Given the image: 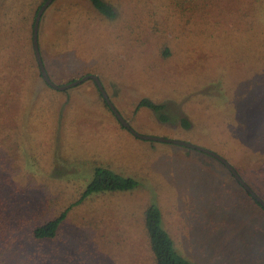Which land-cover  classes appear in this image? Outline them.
Returning a JSON list of instances; mask_svg holds the SVG:
<instances>
[{
  "label": "rangeland",
  "instance_id": "374dc122",
  "mask_svg": "<svg viewBox=\"0 0 264 264\" xmlns=\"http://www.w3.org/2000/svg\"><path fill=\"white\" fill-rule=\"evenodd\" d=\"M45 1L0 0V52L5 24L16 41L28 38L20 23H8L10 8L31 17ZM103 1L114 19L89 0H54L45 9L38 48L50 80L62 86L97 76L134 132L215 153L264 202V7L246 33L245 26L229 24L223 32L185 18L170 0ZM42 80L26 94L12 151L14 198L32 209L30 219L24 208L18 215L31 226L56 218L79 199L97 166L139 183L132 192L73 207L42 261L51 253L55 264H155L143 221L154 204L192 263L264 264V212L221 162L136 138L118 124L93 80L65 91ZM143 99L162 106L165 121L137 109Z\"/></svg>",
  "mask_w": 264,
  "mask_h": 264
},
{
  "label": "trees",
  "instance_id": "16d2710c",
  "mask_svg": "<svg viewBox=\"0 0 264 264\" xmlns=\"http://www.w3.org/2000/svg\"><path fill=\"white\" fill-rule=\"evenodd\" d=\"M89 1L102 17L115 18L112 7L103 0ZM170 2L181 15L186 16L185 18L189 17L200 24L205 23L206 26L211 25L214 29L224 26L223 32H227L229 24L235 28L245 26L246 33L252 32L257 21L258 6L264 7V0H170ZM38 9L31 17L22 9L16 11L13 6L9 10L8 23H20L21 30H25V35H28L27 41L25 38L24 41H20L21 36L18 37L20 40L16 41L17 37L11 34V30L8 31L6 24L4 25L6 30L2 33L4 38L0 52V264H55V260L50 258L51 253L47 261H42L48 254L44 247L47 248L50 243L59 240L61 225L73 207L93 197L132 192L139 186L135 179L97 166L79 199L56 218L46 219L38 225L31 226L29 213H32V209L30 208L28 213L26 206H18L19 201L14 198L18 195L14 196L16 193L11 182L14 178L12 177L14 168L10 166L14 160L12 151L17 147V136L21 132V124L18 122L21 121L20 115L26 94L32 90V85L36 84L38 79L42 80L30 46L31 37L28 30V28L32 30ZM189 12L190 14H187ZM42 60L45 66L44 59ZM43 84L49 87L44 81ZM141 108L150 109L158 115L163 110L162 106L147 99L137 104V109ZM159 119L161 122L165 121L160 115ZM118 124L120 125L119 122ZM183 128L187 126L184 124ZM246 194L249 200L264 212L262 206L248 193ZM21 208H24L22 212L29 219L23 214L18 215ZM143 221L149 250L155 264H194L176 249L173 239L163 227V216L158 206L148 204L143 211ZM23 225L26 229L20 232Z\"/></svg>",
  "mask_w": 264,
  "mask_h": 264
},
{
  "label": "water",
  "instance_id": "95a60500",
  "mask_svg": "<svg viewBox=\"0 0 264 264\" xmlns=\"http://www.w3.org/2000/svg\"><path fill=\"white\" fill-rule=\"evenodd\" d=\"M54 0H46L42 6L39 8V10L36 13L35 16V20H34V24H33V34H32V44H33V51L35 54V59L40 71V75L43 79V81L52 89L57 90V91H65L67 89L76 87L78 85H80L81 83L88 81V80H93L102 96V98L104 99L105 103L108 105V107L110 108V110L113 112L114 116L116 117V119L118 120V122L120 123L121 126H123L124 128H126L133 136H135L136 138H139L141 140L144 141H154V142H160V143H165V144H173V145H177V146H182L188 149H192V150H196L198 152H202L208 156H211L215 159H217L219 162H221L228 171L231 172V174L234 176V178L237 180V182L245 189V191L256 200V202H258L262 208L264 209V202L257 197L252 191L251 189L243 182V180L238 176V174L235 172V170L221 157H219L218 155H216L215 153L197 147L195 145H192L190 143L187 142H182V141H178V140H170V139H166V138H159V137H153V136H143V135H139L136 132H134L129 125L123 120V118L120 116V114L115 110L114 106L112 105V103L110 102V100L108 99L106 92L100 82V80L98 79L97 76H93V75H88L85 76L79 80H75L69 84L66 85H62V86H57L55 85L49 78L40 52H39V48H38V28H39V23H40V19L42 14L44 13L45 9L53 2Z\"/></svg>",
  "mask_w": 264,
  "mask_h": 264
}]
</instances>
